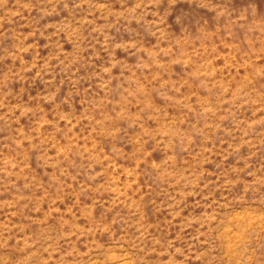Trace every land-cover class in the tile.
<instances>
[{"label": "rangeland", "instance_id": "obj_1", "mask_svg": "<svg viewBox=\"0 0 264 264\" xmlns=\"http://www.w3.org/2000/svg\"><path fill=\"white\" fill-rule=\"evenodd\" d=\"M0 264H264V0H0Z\"/></svg>", "mask_w": 264, "mask_h": 264}]
</instances>
